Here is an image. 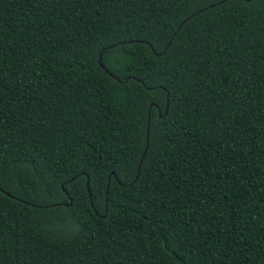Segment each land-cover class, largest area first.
I'll return each mask as SVG.
<instances>
[{
    "label": "trees",
    "instance_id": "obj_1",
    "mask_svg": "<svg viewBox=\"0 0 264 264\" xmlns=\"http://www.w3.org/2000/svg\"><path fill=\"white\" fill-rule=\"evenodd\" d=\"M0 264H264V0H0Z\"/></svg>",
    "mask_w": 264,
    "mask_h": 264
},
{
    "label": "water",
    "instance_id": "obj_2",
    "mask_svg": "<svg viewBox=\"0 0 264 264\" xmlns=\"http://www.w3.org/2000/svg\"><path fill=\"white\" fill-rule=\"evenodd\" d=\"M219 2H221V1H219ZM219 2H217V3H219ZM217 3H215V4H217ZM211 6H212V4L209 5L208 7H211ZM98 61H99V56H98ZM108 75H109L112 79H114L115 81H117V79L114 78V76H112V75H110V74H108ZM151 106H153L152 103H150V104L148 105L149 108H150ZM142 156H143V154H141V156H140V158H139V160H138V164H137V166L139 165V162H140ZM108 181H109V175L107 176V183H108ZM117 183H119V182H117ZM85 188H86V190H87V194L89 195L87 181H85ZM5 194H7V193H5ZM69 202H70V200L68 199V203H69ZM90 205H91V203H90Z\"/></svg>",
    "mask_w": 264,
    "mask_h": 264
}]
</instances>
